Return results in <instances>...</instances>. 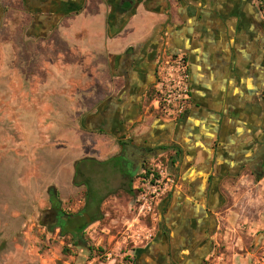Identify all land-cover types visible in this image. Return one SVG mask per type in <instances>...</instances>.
Listing matches in <instances>:
<instances>
[{
  "label": "crops",
  "instance_id": "obj_1",
  "mask_svg": "<svg viewBox=\"0 0 264 264\" xmlns=\"http://www.w3.org/2000/svg\"><path fill=\"white\" fill-rule=\"evenodd\" d=\"M227 1L1 0L0 72L16 66L15 87L24 90L19 98L33 97L34 111H21L18 121L36 150L59 145L73 154L89 139L103 158L130 137L158 136L169 144L167 155L175 151L179 161L177 184L156 212L172 232L171 244L181 214L189 218L207 204L214 219L205 263L224 243L230 264H255L264 249V171L258 164L264 156V82L259 62L251 69L246 63L259 61L262 52L256 40L231 58L218 47L215 29ZM234 3L244 24L248 0ZM161 41L188 64L189 104L175 120L149 107L165 52ZM25 44L33 55L22 53ZM30 57L37 61L28 71ZM64 111L73 117L66 120ZM126 149L130 160L137 159L133 146ZM140 170L126 162L121 173L112 171L129 186ZM67 178L59 173L57 184L66 186ZM87 200L94 199L88 194ZM134 254L143 259L135 264L149 263L147 246Z\"/></svg>",
  "mask_w": 264,
  "mask_h": 264
},
{
  "label": "rangeland",
  "instance_id": "obj_2",
  "mask_svg": "<svg viewBox=\"0 0 264 264\" xmlns=\"http://www.w3.org/2000/svg\"><path fill=\"white\" fill-rule=\"evenodd\" d=\"M21 50L26 56L34 52L28 44L22 45ZM1 56L0 51V70ZM35 61L30 57L28 71L35 69ZM10 70L9 74L0 72V166L4 163L0 167V264H130L135 251L148 242L150 229L156 225V213L137 215L128 180L112 171L122 172L119 158H100L93 148L95 141L86 139L80 152L73 154L60 150L64 147L59 145L32 148L34 140L23 136L18 115L23 110L34 111L33 97L19 98L24 90L17 89L14 81L20 82V77L16 66ZM7 83L11 89L5 87ZM65 115L66 120L73 117L70 111ZM68 149L73 148H65ZM58 172L63 180L68 177L64 187L57 184ZM50 186L56 189L67 213L80 209L88 194L98 203L96 211L86 210L96 219L91 221L87 215L84 239L90 250L72 247L68 237L61 238L42 224L41 214L49 206ZM75 224H84L83 218L79 216ZM224 251L222 243L216 257L204 264H230ZM255 264H264V249Z\"/></svg>",
  "mask_w": 264,
  "mask_h": 264
},
{
  "label": "flooded vegetation",
  "instance_id": "obj_3",
  "mask_svg": "<svg viewBox=\"0 0 264 264\" xmlns=\"http://www.w3.org/2000/svg\"><path fill=\"white\" fill-rule=\"evenodd\" d=\"M247 6L248 14L243 24L240 21V9L236 7L234 0L226 2L223 9V16L220 18L219 24L215 29L219 32L222 39L218 47H221V50L231 58V55L236 57L241 50L246 51L251 48L256 40V45L262 52L261 59L259 61L258 58L249 59L246 66L248 69H251L254 63L259 62L258 69L262 73V81L264 82V16L260 12L261 8L257 0H248ZM210 29L213 30L212 24H210ZM254 34H257V36ZM167 46V41L160 42V48L162 47L161 49L165 50V52H167ZM261 98L264 99V93L261 94ZM152 137H150V140L142 136L130 137L126 141L120 140L119 147L121 150L113 154V157L119 158L120 168L126 162H131L132 167L139 165L141 168H144L160 155L166 156L170 145L162 142L158 136L157 138L153 137V140H151ZM262 141V147L264 149V128ZM127 146H133L136 149L137 159L130 160L126 156ZM162 157L157 161L163 164ZM258 164L260 168L259 172L262 173L264 171L263 155L258 159ZM175 187L176 185L170 192ZM48 193L49 206L41 214L42 224L49 231H56L59 237H68L72 247L79 246L88 249L89 245L84 239L85 227L83 224H75V221L80 216L83 218V222H87L84 215L88 208L91 209V206L92 208L94 207L95 200L88 201L86 196L80 209L76 212L67 213L61 208V203L57 199L54 189L49 188ZM168 194L163 197H166ZM158 202L153 209L156 217L158 216L156 212L158 211ZM213 219L211 208L207 204L202 213L194 212L192 216L185 219L183 214H181L180 220L175 226V232H173L176 243L172 245V232L157 217L155 219L156 225L150 229L152 233L149 234L148 242L145 245L150 252L148 264H204L207 254L211 252L207 247L211 240ZM133 261L134 264L135 262L143 263L141 256L137 257L135 254Z\"/></svg>",
  "mask_w": 264,
  "mask_h": 264
},
{
  "label": "built area",
  "instance_id": "obj_4",
  "mask_svg": "<svg viewBox=\"0 0 264 264\" xmlns=\"http://www.w3.org/2000/svg\"><path fill=\"white\" fill-rule=\"evenodd\" d=\"M264 16V0H258ZM187 60L183 54L164 52L159 61L157 89L150 111L167 120L177 119L189 104ZM160 155L156 160L135 174L129 185L134 209L137 215L153 214L160 198L176 185L179 161L175 151ZM163 158V164L157 161Z\"/></svg>",
  "mask_w": 264,
  "mask_h": 264
},
{
  "label": "trees",
  "instance_id": "obj_5",
  "mask_svg": "<svg viewBox=\"0 0 264 264\" xmlns=\"http://www.w3.org/2000/svg\"><path fill=\"white\" fill-rule=\"evenodd\" d=\"M128 187H129V186H128ZM128 192H129V194H130V190H129V188H128ZM96 204H97V206H98V203H96ZM96 204H95V205H96ZM97 206H96V207H97ZM94 211H96V209H94ZM87 215L91 218V221H95V220H96L94 217H91L90 214H87ZM85 219H86V218H85ZM85 219H84V220H85ZM83 226L86 227V226H87V222H84ZM90 249H91V247L89 246V247H88V250H90Z\"/></svg>",
  "mask_w": 264,
  "mask_h": 264
},
{
  "label": "water",
  "instance_id": "obj_6",
  "mask_svg": "<svg viewBox=\"0 0 264 264\" xmlns=\"http://www.w3.org/2000/svg\"><path fill=\"white\" fill-rule=\"evenodd\" d=\"M84 217L86 218L87 224H88V216H87V214H85Z\"/></svg>",
  "mask_w": 264,
  "mask_h": 264
}]
</instances>
